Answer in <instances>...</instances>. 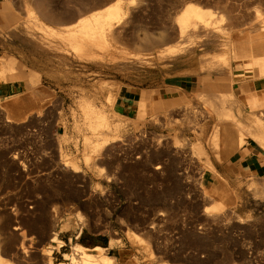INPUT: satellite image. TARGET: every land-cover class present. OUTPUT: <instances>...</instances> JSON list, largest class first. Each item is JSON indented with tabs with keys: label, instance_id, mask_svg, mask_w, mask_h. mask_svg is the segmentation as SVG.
I'll return each instance as SVG.
<instances>
[{
	"label": "rangeland",
	"instance_id": "1",
	"mask_svg": "<svg viewBox=\"0 0 264 264\" xmlns=\"http://www.w3.org/2000/svg\"><path fill=\"white\" fill-rule=\"evenodd\" d=\"M47 1L60 10L80 6ZM124 1L128 22L118 28L135 41L112 40L84 61L43 54L26 27L41 35L64 24L41 17L37 27L35 0L0 1V65L28 73L34 91L26 93L39 107L15 124L0 98L3 261L97 264L74 255L79 242L104 247L107 264H264V117L221 116L205 102V90L185 81L193 66L176 25L190 4L215 11L229 38L233 29L241 38L246 65L235 68L236 81L256 80L264 76L254 43L264 34V0ZM124 54L138 57L135 69ZM238 86L248 104L264 93L261 81ZM238 132L236 150L220 154L222 134Z\"/></svg>",
	"mask_w": 264,
	"mask_h": 264
},
{
	"label": "bare ground",
	"instance_id": "2",
	"mask_svg": "<svg viewBox=\"0 0 264 264\" xmlns=\"http://www.w3.org/2000/svg\"><path fill=\"white\" fill-rule=\"evenodd\" d=\"M79 1V8L68 6L60 10L53 7L47 0H35L39 8L36 15L32 13L35 25L41 20V17L51 22L64 24L53 30H43L45 33L41 35L34 31L30 32L29 30L32 28L31 25L26 27L27 34L34 37L40 46L46 49L43 54L47 58L51 59L52 51L56 59H69L71 61L76 59L78 61H84L89 60L92 54L95 53L92 50L97 48H108L112 40L122 42L123 44H131L132 41H135L133 37H130V35L122 29L123 27L121 29L118 28V26L128 22L126 21V17L131 4L124 0H98L87 3L85 0ZM95 8L98 9L94 10ZM91 10L94 11L87 15L85 14ZM183 15H188L192 19L204 20L207 29L211 31L219 41L222 43L228 42L227 33L220 28L224 19L221 18L216 22L215 11H205L194 4L186 6L176 17V25L180 35L182 29L179 18ZM68 22L69 24H67ZM36 26L38 27V25ZM262 26L264 28V24ZM255 41L254 43L258 47L257 54L260 55L261 58H264V34H262L261 39ZM151 49L150 46H147L144 50L149 51ZM56 53L60 56H56ZM121 56L122 59L125 60L126 65H131V67L128 68L135 69V65L139 62L138 57L126 54ZM249 58H251V56ZM249 70L252 71L253 69L250 68ZM28 90L34 91L33 87L30 85L28 73L23 69L17 68L14 63L3 62L0 65V98L6 99L5 106L2 110L8 122L15 124L24 123L34 111L38 110L39 107L36 98L34 94L26 93ZM253 118H251L252 122L254 121ZM226 137L229 139L225 144ZM243 137L244 136L239 132L234 136L222 134V141L224 143L219 147V153L225 156L230 155L236 150L239 140ZM28 147L29 145L25 144L26 150ZM20 161L21 157H18L12 159L11 164L14 166ZM63 228L64 227H62L61 231L64 230ZM80 233L77 239H80L82 232ZM52 236L53 237H49V239L51 242H55L57 232L52 233ZM1 245L0 237V252ZM104 250L106 249L102 246L91 248L77 242L74 246V255L80 256L81 258L82 254V257L91 263L107 264L112 258L108 256ZM65 255L68 257L66 260H71L73 254L65 253ZM0 264H5L1 253Z\"/></svg>",
	"mask_w": 264,
	"mask_h": 264
},
{
	"label": "crops",
	"instance_id": "3",
	"mask_svg": "<svg viewBox=\"0 0 264 264\" xmlns=\"http://www.w3.org/2000/svg\"><path fill=\"white\" fill-rule=\"evenodd\" d=\"M180 25L182 33L179 45L184 51V58L192 63L194 73L192 76L187 75L185 81L192 80L194 87L205 90V102L221 116L240 117L256 111L264 117V93L258 96L259 102L253 101L251 105L246 102L250 99V94L239 91L245 86L234 89L235 82H264V76L256 80L236 81L241 74H237L235 68L246 64L236 45L241 38H234V29L232 38L228 36V42L222 43L207 29L206 23L201 19L185 17ZM124 101L127 108L134 106L132 98L125 97Z\"/></svg>",
	"mask_w": 264,
	"mask_h": 264
}]
</instances>
